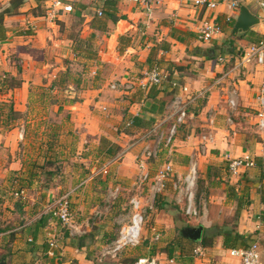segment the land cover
I'll use <instances>...</instances> for the list:
<instances>
[{"label":"crops","instance_id":"obj_1","mask_svg":"<svg viewBox=\"0 0 264 264\" xmlns=\"http://www.w3.org/2000/svg\"><path fill=\"white\" fill-rule=\"evenodd\" d=\"M7 1L9 0H0V5ZM48 1H24L12 9V14L3 16L4 22L0 28L2 33L4 31V40H6V42L3 41L0 50V190H3L4 194H10L13 190L20 188V186L15 187L12 184L15 179L25 177L24 160L10 156L16 150L20 141L19 138L23 136L24 131V125L16 123L15 120L24 115L23 113L27 110L29 103L37 100L48 103L50 98L55 99L54 94H52L54 88L47 89L45 85L48 83L51 85L54 80L51 77L58 73L62 74V71L68 67L66 63H62V59L71 57L72 40L60 30V23H63L66 28L70 27L74 18L77 19L76 12L80 11L78 13L84 17V22L87 23V31H89L88 23L100 7L96 0H76L71 12L64 13L56 21L51 22L44 13ZM193 1L161 0L154 8L151 18H148L138 4L128 0H120L118 4L119 14H123L125 18L119 19L116 23L109 22L105 32L95 31L97 41L107 47V50H99V60L103 63H115L116 67H120L123 79L128 77L127 75H135L133 72H137L140 66L143 68L150 66L151 62L148 60L150 47L161 40L168 41L170 48L168 51H160L157 55L158 59L162 62L170 61L172 66L174 63L187 60L189 65L182 73L175 70L174 72L178 73V79L183 80L182 82L188 85L192 92L201 91L204 103L202 102L199 106L196 104L197 109L188 112L185 122L180 126L179 133L181 136H177L173 141V152L170 158L173 162L175 175L181 177L186 172L189 156L198 146L200 135L208 131L212 132L213 142L208 144L207 151L205 155L200 157L199 162L205 163L207 180L211 179L212 181L215 178V183L221 185L223 191L218 194L212 193L208 197L211 203L208 211V227L223 224L225 220L222 219L226 215L232 217L238 211L236 219L234 218L232 221V224H235L233 229L247 239L246 245L254 241L258 243V246L260 245V254H263L264 264V129L259 130L257 126V114L261 110L258 96L264 85V65L258 64L255 56L248 54L252 44L243 38L234 40L235 52L233 54L222 51L219 53L222 56L221 61L214 62L213 59H208L204 55H195L194 48L203 50L216 48L221 46L228 37L227 30H222L210 41L196 40L195 32L203 21L217 20L225 25L224 17L230 16L234 24L238 12L229 8V0H210L217 4L214 9L195 6ZM262 1L264 0H245L242 5H245L251 13L259 18L260 22L250 29L264 38V6L261 5ZM26 25L30 28L21 33L20 31ZM171 29L181 33L188 32L192 35L185 42H182L170 35ZM121 34H129L132 43L124 51L118 53L116 45L118 36ZM234 36L238 37L237 35ZM108 53L111 54V57H107ZM187 69L191 71L190 74L184 73ZM93 71L96 72L97 70L92 69L90 72ZM46 76L49 77L47 78L48 83L45 80ZM231 86H234L238 91V106L231 113V121H228L227 116L230 115V110L225 102V93L227 88ZM102 91L103 88L94 89L88 92L87 97L84 96L82 101L78 100L74 103L70 102L69 95H66L65 99L64 95L60 94L54 103L56 114L59 115L64 112L65 117H68L72 122L74 120L83 121L84 136H94L95 138V134L97 135L93 147L96 149L101 136L114 141L112 136L106 135L105 131L108 130V126L117 129L116 123H120L129 115L141 113L140 103L133 102L127 109L122 101L116 99L120 93L111 90L110 92ZM99 92L102 93L97 95ZM96 96H98L97 100L95 99ZM95 102L96 104L100 103L98 107L107 108L106 115L109 112L110 116L108 119L100 120L99 117L91 113L90 107ZM10 103H12L13 110L19 114H9L7 104ZM123 107L127 109L126 113H119V109ZM158 117H156V122L162 121L163 118ZM94 124H98V126ZM166 125L168 126V122L164 121L162 127L165 129ZM75 128L71 127L70 129L75 130ZM151 129L147 130L150 134L146 130L135 132L136 134L132 136L140 135V138H143L145 134L148 136L143 140L141 139L140 145L132 144L117 160L110 158L105 160L104 165L99 170L96 166L90 169V172L82 180L83 185L79 187L78 183L70 189L71 203L75 212L83 208L82 203L89 199L93 202L95 199V196L92 198L87 196V192H91V189H88V182L91 185L93 182L94 190L97 189L96 187L109 185L110 179L107 175L110 172L115 173L112 168L116 170L115 178L119 179L121 184H136L133 179L137 163L135 164L129 157L135 159L144 141L150 140L154 136ZM119 134L116 133L115 136L117 138L128 137L125 133ZM87 141L86 138L82 140L83 143H87ZM126 144L127 142L119 143V146L125 147ZM7 152L8 154L5 156ZM165 155L169 159L167 151ZM226 155L230 157L249 155L255 160V166L243 170L239 176L232 177L221 168L223 165H225V169L228 168ZM104 168L108 170L107 173L102 172ZM147 169L149 174L155 171L150 162H147ZM209 170L211 171L209 172ZM74 176L76 177L73 173L72 178ZM222 180L225 182H221ZM121 184L116 185L119 191ZM167 186L168 184L166 188ZM228 188H232L233 191L229 190L232 195L228 194ZM90 195L92 194L90 193ZM30 199L32 205L37 204L36 196L32 195ZM8 207L13 208L10 205ZM96 207L89 209V212L84 211L82 215L85 216L81 221L90 216ZM39 214L35 215L36 218L35 216L32 217L33 224L23 229L22 233H13L12 229L0 228L1 242L8 237V245H14L12 252L19 253V259L23 258V264H37V262L42 261L57 264V261L63 258L67 252L75 255L74 247L69 246L63 247L61 251L58 248L62 256L58 253L54 257H47L44 254L46 226L49 225L50 228L51 225L47 220V224L37 226L35 222L40 218ZM102 217L104 218L105 215ZM217 219L220 220L216 224ZM92 226L87 228V233L91 231ZM29 238L31 240H28ZM61 240L62 238L59 243ZM222 242V236H218L213 244L206 248L205 257L197 259L192 255L193 259L189 263L240 264L238 258L229 256V248H225ZM2 244H0V249H2ZM83 255H87L86 251L80 249L76 256L80 259ZM89 262L88 259V264Z\"/></svg>","mask_w":264,"mask_h":264},{"label":"rangeland","instance_id":"obj_2","mask_svg":"<svg viewBox=\"0 0 264 264\" xmlns=\"http://www.w3.org/2000/svg\"><path fill=\"white\" fill-rule=\"evenodd\" d=\"M96 2L99 3L98 6H101L100 0H96ZM1 22H4L3 17H1ZM27 26L28 25L23 27V29L20 32L22 33L23 30L28 31V28L30 27ZM69 29L73 30V32H78L81 36H85L88 32L87 23L85 22L79 23L75 18L74 21L70 23V27H68V30ZM0 34L3 35V39L0 38L3 44V41L6 42V40H4V35H5L4 31L3 33L0 32ZM97 40H95L94 48L97 51V57L99 59L98 53L101 50L103 51L104 49L107 50V47L103 46V44L98 42ZM116 50L119 53L118 43L116 45ZM107 57H111V54L108 53ZM99 62H101V60H99ZM166 62L167 63L169 62V64H166ZM62 63H66V65H68V67L70 68L71 72L73 74H76L75 76H77V78L80 77L82 81L79 82V84H76L77 82H71L70 80H65L64 83L58 85L56 88L52 90L54 91V93L52 94H54L53 97L55 99L50 98L48 103L47 102L42 103L38 100L29 103L27 110L23 113L24 115H22L18 119L19 121L15 120L17 121L16 123H21L22 125H24V131H23V136L21 134L22 137L20 136L21 138H19L20 141L16 147V150L12 152L10 156L11 157L15 156L18 159L24 160L23 166H24L25 177H21V178L19 177L17 178L18 180L15 179L12 185H14L15 187L20 186V188L26 189V192L23 198H18L12 195L11 190L14 187L10 188L11 193L10 194L6 193L3 195L2 202L0 205V228L6 230L12 229L13 233L15 232L22 233L23 229H25L26 227H30L34 222L32 220V217H34L35 215L37 216L39 212H41V210L43 209V206L46 205L47 203H51L53 202V200H57L61 197H66L71 201L70 192H69L70 189L74 185H77L78 183H79V187H81L83 185L82 180L84 176L90 172V169L96 166L98 167L97 169L99 170L104 165L105 160L114 158L102 154L98 150V148L97 149L93 148L95 146L94 139L97 137V135L95 134V138L94 136L92 137L87 135L84 136L83 133L85 129H84L83 121L77 122L74 120L72 122L69 120L68 117H65L64 112H61L59 115L56 114L54 103L56 102L57 96L60 94H63L65 99H66L65 96L69 95L70 100L72 98H75L72 100L82 101L84 96L87 97L88 92L94 89L103 88L102 92H110L111 89L109 88V83H111L114 80L122 79V73H120L121 72L120 67H116L115 63H112L114 64L112 65L109 62L108 63L101 62L102 64L97 66L94 61H84L83 59H79V58L73 60L71 57L68 59L63 58ZM153 64H158L166 72L171 71L172 72L171 78L173 77V80H176L180 84H185L182 82L183 80L178 79V73L174 72L175 68H173V66L170 65V61L162 62L160 59H158V57H156V59L150 63V66H152ZM147 68H143L142 66H140L137 72H133L135 75H127V76L141 77ZM92 69L99 70V72L101 73L100 74L101 77H99L100 79L94 80L95 74L90 72ZM62 72H64V70ZM184 73L190 74L191 71L187 69ZM59 74L60 73L51 77V79L54 80L60 79ZM45 78H46L45 79L46 82L48 83L49 80H47V78L49 77L46 76ZM166 79L170 80V77ZM45 86L48 89L50 83H48ZM35 91L38 93L40 92L38 90ZM102 92L97 93V95H100ZM113 92H117L118 94L120 93V96L118 95L119 97L117 96L116 99L122 101L124 103V106H126V108L128 109L129 105L132 103L130 100L133 92L132 93L131 92L122 93L119 91H113ZM199 98L200 99L196 98L194 102L188 103L187 108L191 111L196 110L197 107L203 102L202 96ZM95 99L97 100L98 96H96ZM196 104H198V106ZM99 105L100 103L96 104V102L92 104L90 107L91 113L99 117L100 120L108 119L110 116H109V112L108 115H106L107 108L103 110L102 108L98 107ZM127 109L123 107L122 109H119V113L122 112L126 113ZM123 122L124 120H121L120 123L115 124L116 126L118 125L117 129L108 126L107 127L108 130L105 131L107 136H112L114 138V141L110 140L112 143H115L119 146V143L127 142L125 147L120 146L119 149L120 151L116 155L117 157H120V155H122L123 152H126L132 144H134L135 146L140 145V141L142 139L140 138V135L132 136L134 134L131 133L126 134L128 135V137L126 138L125 137L117 138V136H115L116 133L117 135H120L119 133L123 132L122 130H124ZM94 125L98 126V124H94ZM17 126L20 125L17 124ZM57 126H59V128H56ZM71 127L73 128L76 127V128L75 130H72L70 129ZM179 130L180 127L176 132L175 138L177 136L178 137L181 136ZM153 137L151 139H153ZM84 138L88 140L87 143L82 142ZM7 154L8 152L5 153V156ZM165 154H166V148L162 147L158 159L148 160V162H150L152 166H154L155 171L164 162L168 160V157ZM50 158L51 160H49ZM129 158L130 160H133L135 164L137 163V160H135L136 158L135 159L132 157ZM200 160L201 159L198 158V161ZM214 168H218V167H214ZM221 168H223V170L227 174L229 173L228 171H226L228 170V168L225 169V165H223ZM112 169L113 171H115V173L110 172L107 175V177H109L111 181L108 182L110 183L109 185L107 184V186H101L100 188L96 187L97 189L94 190L93 182L91 181L92 185L88 182V189H91V192H87L88 194L87 196H90L91 198L95 196L93 202H91L89 199L85 203H82L83 208L78 209L77 210L78 213L75 212L74 208L72 207L73 212L75 214V218L77 219L78 222H81V219L85 216L82 215V213L84 211L89 212V209H91L92 207L97 206L101 209H105L104 212H106L104 214L105 217L104 218L102 217L99 220L96 219L95 223L91 228L89 235L90 237L89 244L87 248V255H83V257H80V259H78L76 256L78 255V253L77 254L75 253V255H73L67 252L63 256V258L57 261V264H88V259L90 260L89 264H131L133 260H135V258L141 256L154 257L156 258L158 264H179V262L182 261V258L180 257L179 248L173 247V245H175V242L181 243V246L187 252L193 253V249L195 248V246L199 245V241H196L195 243H191L188 241L187 238H181L178 234V231L180 228H183L185 226H197L199 224L203 225V231L204 228H210L208 227V214H209L208 211L210 210L211 203L209 202L208 197L212 193L218 194L219 192L223 191L222 186L217 185V183H215L216 181L215 178L212 181L211 179H209L210 181L207 180L206 178L207 169L205 163L203 161L199 162L198 170H197V185L195 192L196 204L200 209H202L203 206L205 207L204 212L203 210H200L201 213H200V217L198 218H187L184 215V212L181 209V205H179L175 201L176 193L175 190L171 187V183H168V186L164 192L160 193L152 200V207L151 208L147 207L148 205H150L149 186L151 184L152 175L155 173V171L154 172L152 171V173H150V178L147 181H145V183L139 185L137 180L138 167L135 166L133 181H136V184L130 185L129 183L128 185L123 183L121 184L120 180L115 178L116 170L114 168ZM46 170L55 171L56 174L54 175L46 174L44 173V171ZM73 173L76 175V177L74 176V178H72ZM101 180L104 179L101 178ZM221 182H225V180H222ZM119 184H121L120 191H118V193L113 195L114 188L116 187V185ZM14 191L15 190H13V192ZM90 193L92 195H90ZM41 194H45V199L41 198ZM80 194L82 195V193ZM32 195L36 196V202H37L36 205L35 204L32 205V200L30 199ZM132 196H136L138 199H141L142 204L146 206L140 243L135 247H127L122 251L120 256L113 261L98 263L96 261L98 248L100 247V245H102L103 243L107 242L108 240H110L111 238L117 235L118 229L121 224L120 220L123 218L126 219L129 213L131 212L129 199ZM8 205H10L13 208L8 207ZM231 218H232L231 215L229 216L226 215L222 220L231 221ZM219 220L220 219H217L216 224L219 222ZM231 223L232 222H229V224ZM56 227L59 228V231L61 232L60 234L62 235L63 228H60L59 224H57ZM46 228L47 229L45 231V235H46L45 239H47L48 236L47 233L51 231L49 225H47ZM154 232L160 233V237L158 240H153ZM7 238L8 237L2 240V242L4 241L3 244L0 239V244H2L1 245L2 249H0V256L3 253H5V251L10 250L9 254H6L7 255L6 264H23L22 263L23 258L19 259V253L17 254L12 252V247L14 245L9 246ZM169 245L172 246L170 247V249L172 250L171 255H168L167 253V248ZM42 262H37V264H40ZM260 263L263 264V254L262 255L260 254Z\"/></svg>","mask_w":264,"mask_h":264},{"label":"built area","instance_id":"obj_3","mask_svg":"<svg viewBox=\"0 0 264 264\" xmlns=\"http://www.w3.org/2000/svg\"><path fill=\"white\" fill-rule=\"evenodd\" d=\"M76 0H49L46 4L45 17L54 22L58 17L64 13H69L73 10V3ZM142 7L144 14L151 18L154 8L161 2V0H128ZM245 0H229V8L239 12L240 6ZM195 6H204L207 9H214L216 7L215 1L210 0H194ZM264 6V1L261 2ZM97 13L101 14L100 9H97ZM232 17L225 16L226 21H230ZM222 29L217 20H205L197 28L195 32L196 40L206 42L212 40L216 35L221 33ZM2 47V41L0 40V48ZM248 54L254 55L256 61L260 65H264V38L257 44L251 45V50ZM222 60V56L218 58V61ZM92 73H95L94 71ZM167 72L158 65L147 68L141 77H126L119 80H114L109 83V88L113 91H119L122 93H129L135 90L146 91L152 86H159L166 81ZM169 85L171 89H175L176 94L174 99L167 105L162 121L156 122L152 127L151 132L154 133L152 140L146 139L142 144L140 152L136 155L138 175V184L145 183L150 178V174L147 169L148 160L158 159L162 147L166 148L169 159L164 162L152 175L151 184L149 186V202L152 207V200L162 193L168 183H171V187L175 190V201L181 205V209L187 218L200 217V210L205 211L203 206L200 209L196 204V185H197V170H198V158L205 155L208 144L213 142V133L208 131L202 133L199 137V143L195 151L189 156L186 173L179 177L175 175L173 169L172 145L178 128L185 122L188 115L187 104L191 103L194 99L201 97V91L192 92L190 87L186 84H180L176 80H170ZM261 110L258 112L257 126L259 130L264 129V85L260 90L258 96ZM225 102L230 110V115L227 116V120L231 121V113L237 109L238 106V91L234 86L228 87L225 93ZM105 110V107H102ZM168 122L166 129L162 127L163 122ZM150 134L149 131H147ZM145 134L142 139L148 136ZM117 156L111 160H117ZM227 167L229 175L232 177L239 176V174L250 167L255 166V160L249 155H243L241 157H230L226 155ZM107 169L102 170L103 173H107ZM118 187L114 188L113 195L118 193ZM25 189L18 188L12 195L18 198L25 196ZM148 202V200H147ZM129 205L131 212L127 218L120 220V227L118 229L115 238L100 245L97 251L96 261L98 263H104L106 261H113L117 259L122 251L127 247H135L141 241L142 228L144 223V214L146 206L142 204V200L136 196H132L129 199ZM105 209L99 207L94 208L91 215L78 222L73 212L71 201L66 197H61L57 200H53L51 203L44 205L39 216L46 215L49 217V224L51 225L47 233V250L46 255L48 257H54L58 249L59 240L62 238L59 228L66 230L70 236H81L87 233V228L91 227L96 219H100L103 216ZM56 224V225H55ZM25 226V225H23ZM22 226V227H23ZM21 228V226H20ZM160 237L159 232L153 233V240H158ZM28 240H31L30 238ZM206 248L201 244L195 246L193 249V256L197 259H201L206 256ZM79 248L74 247V252L78 253ZM61 254V253H59ZM228 254L231 257L239 259L240 264H260V249L256 241L251 242L246 247H233L228 249ZM42 264H53L51 262H42ZM132 264H158L156 258L151 256H141L135 259ZM179 264H193V263H179Z\"/></svg>","mask_w":264,"mask_h":264},{"label":"trees","instance_id":"obj_4","mask_svg":"<svg viewBox=\"0 0 264 264\" xmlns=\"http://www.w3.org/2000/svg\"><path fill=\"white\" fill-rule=\"evenodd\" d=\"M26 0H9L5 2L4 4L0 5V28H1V17H3L5 14L9 15L12 14L13 10L16 7H18L20 4H22ZM101 1V6L99 7L101 14H98L97 11L93 15V18L90 20L88 23L89 25V31L85 36H81L78 32H73V30L66 28L63 23H60V30L66 35L67 38L72 40V50H71V58L73 60L75 59H83L84 61H94L96 65H101L102 63L99 62V59L97 57V51L94 48V43L95 40H97L96 32H105L108 29V23H116L119 19H124L125 16L123 14H119V9H118V4L120 0H100ZM80 12V11H78ZM76 12L77 15V21L79 23L84 22V17L80 15V13ZM224 21L226 22L225 25L221 24L220 21H217L218 24L220 25L221 29L227 30L228 32V37L224 40L223 44L219 47H214V48H209V49H200V48H194L193 51L195 55H204L208 59H213L214 62L218 61V58L220 57L219 53L222 52H228L230 54H233L234 48V40L239 38V39H246L251 42V44H257L260 40L263 39V36L254 32L253 30H248L246 33L243 35H240L238 37L234 36L231 33V27L233 25V20L231 19L230 21H226L224 17ZM1 32V31H0ZM170 35L182 42H185L186 39L192 35L191 33L188 32H178L175 29L170 30ZM0 38L3 39V35L0 34ZM131 36L129 34H121L118 36V50L119 52L124 51L128 46L131 45ZM170 48V43L166 40H161L159 42H155L149 50L148 53V60L149 62H153L158 53L160 51H168ZM217 49V51H216ZM1 50V48H0ZM158 65V64H153ZM189 65V63L186 61L184 62H178L173 64L174 70L177 72H182L184 69ZM159 66V65H158ZM151 67V66H150ZM149 68V67H148ZM100 72L97 70L94 75V80L100 79ZM172 72H167V78L170 77V80H173V77L171 78ZM76 74H73L70 70L69 67L66 68L62 74H60V79L59 80H54L51 85L49 86L50 89L56 88L58 85H61L62 83L65 82V80H70L71 82H77L76 84H79L81 82V78H77L75 76ZM76 77V78H75ZM73 80V81H72ZM167 80L163 82L159 86H152L148 90L143 91V90H136L133 92L132 97H131V102L135 103H140L141 104V113L136 114V115H129L124 119L123 122V127L124 130H122V133L125 134H135V132H140V131H147L156 122V117L159 116L158 118H162L167 105L174 99L176 91L175 89H171L169 85V81ZM166 83V84H165ZM16 84V83H15ZM132 93V92H131ZM75 99V98H72ZM70 100V102H75L76 100ZM6 105V104H3ZM8 106V111L9 114H19V112H16L13 110L12 103L7 104ZM187 108V112H189ZM49 149V148H48ZM120 146H118L115 143H112L110 140L102 137L100 138V142L98 144V150L102 153L105 154L106 156L109 157H115L118 152L120 151ZM48 160V159H47ZM51 160V158L49 159ZM210 172V170H209ZM46 174L54 175L56 174L55 171H44ZM208 177V176H207ZM232 188H228V194L232 195L231 191L229 190ZM2 195H4V191L0 190V204L2 202ZM41 198L45 199V194H41ZM263 200V198H262ZM44 203V202H43ZM36 205V204H35ZM238 214V211L235 212L234 216H232L231 221L225 220L223 224L217 226V225H212L210 228H204V231L202 232L201 238L199 240V244H201L204 247H209L213 244L214 240L218 236H222L223 238V246L225 248H233V247H246V238L239 234L237 231L233 229V226L235 224H229V222H232L234 218L236 219ZM47 220H49L48 216H40V218L35 222L37 226H43L44 224H47ZM47 222V223H46ZM228 223V224H226ZM181 228L178 231V234L181 238H184L181 235ZM89 235L90 232L81 235V236H70L66 230H62V240L59 243V250L65 246L69 247H77L79 249H84L87 254V248L89 244ZM12 235L10 236V238ZM115 238V237H113ZM111 238V239H113ZM110 239V240H111ZM108 240V241H110ZM107 241V242H108ZM189 242L195 243L194 241H191L188 239ZM172 247L171 245L168 246L167 248V253L168 255L172 254V250L170 249ZM173 247L179 248L180 250V257L182 258V261L180 263H189L192 261V252H187L182 246L181 243L175 242V245ZM31 249V247H30ZM46 250H47V243L46 246L44 247L43 251L44 254L46 255ZM58 249L56 251V255L60 252ZM9 251H6L0 256V259L4 258L6 260L7 255L9 254ZM192 251V250H191ZM13 255V254H12ZM61 255V254H60ZM47 256V255H46ZM62 256V255H61ZM48 257V256H47ZM136 259V258H135ZM135 260H133L134 262ZM132 262V263H133ZM131 263V264H132ZM42 264V263H40Z\"/></svg>","mask_w":264,"mask_h":264},{"label":"water","instance_id":"obj_5","mask_svg":"<svg viewBox=\"0 0 264 264\" xmlns=\"http://www.w3.org/2000/svg\"><path fill=\"white\" fill-rule=\"evenodd\" d=\"M260 22L259 18L251 13L245 5H241L239 12L235 18L234 24L231 28V33L233 35H243L251 27L255 26ZM203 225L199 224L197 226H185L181 228V235L192 241H199L202 235ZM0 264H6L4 258L0 259Z\"/></svg>","mask_w":264,"mask_h":264}]
</instances>
